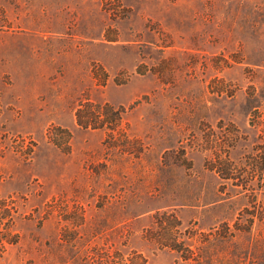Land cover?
<instances>
[{
  "label": "rangeland",
  "instance_id": "1",
  "mask_svg": "<svg viewBox=\"0 0 264 264\" xmlns=\"http://www.w3.org/2000/svg\"><path fill=\"white\" fill-rule=\"evenodd\" d=\"M0 207V264H264V0H0Z\"/></svg>",
  "mask_w": 264,
  "mask_h": 264
},
{
  "label": "trees",
  "instance_id": "2",
  "mask_svg": "<svg viewBox=\"0 0 264 264\" xmlns=\"http://www.w3.org/2000/svg\"><path fill=\"white\" fill-rule=\"evenodd\" d=\"M7 243L11 244L13 242L11 241V242H7ZM5 249H6V241H4L2 238H0V252H2ZM0 255H1V253H0Z\"/></svg>",
  "mask_w": 264,
  "mask_h": 264
}]
</instances>
